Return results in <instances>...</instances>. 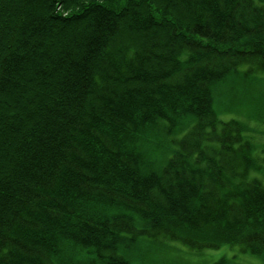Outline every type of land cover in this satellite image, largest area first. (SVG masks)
I'll list each match as a JSON object with an SVG mask.
<instances>
[{"label": "trees", "instance_id": "16d2710c", "mask_svg": "<svg viewBox=\"0 0 264 264\" xmlns=\"http://www.w3.org/2000/svg\"><path fill=\"white\" fill-rule=\"evenodd\" d=\"M263 81L264 0H0V264H264Z\"/></svg>", "mask_w": 264, "mask_h": 264}, {"label": "rangeland", "instance_id": "374dc122", "mask_svg": "<svg viewBox=\"0 0 264 264\" xmlns=\"http://www.w3.org/2000/svg\"><path fill=\"white\" fill-rule=\"evenodd\" d=\"M260 86L262 87V91H264V81ZM231 112L232 109L227 112L226 115H223V118H229V113ZM233 116L237 117L238 115ZM239 117L242 119L243 116L239 115ZM250 124L254 127L256 126L253 122ZM256 127L264 130V123L259 124ZM261 139L264 141V137ZM222 248L216 251H204L202 254H195L177 241L163 240L160 244H157L152 248V250H154L152 258L154 259V264H208L211 261L213 262L217 260L222 254H224ZM233 260L236 264H262L256 257L241 252L240 254H237Z\"/></svg>", "mask_w": 264, "mask_h": 264}, {"label": "bare ground", "instance_id": "6f19581e", "mask_svg": "<svg viewBox=\"0 0 264 264\" xmlns=\"http://www.w3.org/2000/svg\"><path fill=\"white\" fill-rule=\"evenodd\" d=\"M219 102H220L219 105H221V107L224 106V104L226 103V101L223 98H221ZM153 253H154V250H153ZM131 256H132V258H135L136 253H132Z\"/></svg>", "mask_w": 264, "mask_h": 264}]
</instances>
